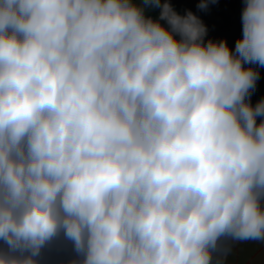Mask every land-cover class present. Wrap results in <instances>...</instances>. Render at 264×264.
Returning a JSON list of instances; mask_svg holds the SVG:
<instances>
[{
  "label": "clouds",
  "instance_id": "obj_1",
  "mask_svg": "<svg viewBox=\"0 0 264 264\" xmlns=\"http://www.w3.org/2000/svg\"><path fill=\"white\" fill-rule=\"evenodd\" d=\"M240 19L230 46L169 0H0V264L264 258V0Z\"/></svg>",
  "mask_w": 264,
  "mask_h": 264
},
{
  "label": "rangeland",
  "instance_id": "obj_2",
  "mask_svg": "<svg viewBox=\"0 0 264 264\" xmlns=\"http://www.w3.org/2000/svg\"><path fill=\"white\" fill-rule=\"evenodd\" d=\"M169 2L180 14L191 10L200 17L208 28L209 38L227 39L229 45L234 46L235 40L242 35L240 14L243 0H215L209 3L207 10L198 8L199 0H169ZM261 97H264V69H261V76L252 96L253 103ZM242 248V257L248 258L254 255L253 261H257L258 264L264 259L261 257L260 250H256L255 246L245 245Z\"/></svg>",
  "mask_w": 264,
  "mask_h": 264
},
{
  "label": "crops",
  "instance_id": "obj_3",
  "mask_svg": "<svg viewBox=\"0 0 264 264\" xmlns=\"http://www.w3.org/2000/svg\"><path fill=\"white\" fill-rule=\"evenodd\" d=\"M248 258H249L250 260H253L254 255H251V256H249Z\"/></svg>",
  "mask_w": 264,
  "mask_h": 264
}]
</instances>
